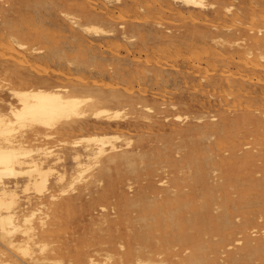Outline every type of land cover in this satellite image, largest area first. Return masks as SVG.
Wrapping results in <instances>:
<instances>
[{"label": "rangeland", "instance_id": "1", "mask_svg": "<svg viewBox=\"0 0 264 264\" xmlns=\"http://www.w3.org/2000/svg\"><path fill=\"white\" fill-rule=\"evenodd\" d=\"M16 1H0V5L9 3L15 6L9 15L12 21L5 28L14 32L18 42L39 51V53H32L31 56V65H34L30 74L33 77L41 78L42 82H54L68 88L70 83L84 82L92 86L93 82L98 81L99 84L104 85V88L108 87L106 93L117 92L124 97L120 104L106 102L100 106L110 110L111 113L123 112L124 116L122 114L121 119L117 121L120 126L109 127L103 122L90 119L71 131L56 135L50 141L41 142L33 137L27 138L28 147L39 146L64 154L63 162L56 166V170L67 174L65 182L62 185H55L56 174L50 177L52 191L58 195L55 201L58 211L51 214V222H49L54 224L55 229L59 228V233H57L58 237L52 234L48 241L51 248L59 252L62 264H86V257L89 254L96 255V259L102 261L105 253L96 254L102 242L107 243L104 245V249L107 250H114L122 244L126 245L128 252H133L138 247L134 243L150 222L151 216L143 207L127 208V204L137 199L146 187L153 190L152 197L163 192L164 188L160 183L163 179L171 181L174 176L188 177L191 170L182 165L183 163H176L177 159L188 153H193L195 159H198L200 161L198 163L205 169L206 183L212 185V182L216 180L219 184H226L227 196L221 195L219 190L202 196L200 198L202 202L218 199L217 204L222 208L206 218L203 216L206 210H198L200 214L197 218L183 227L184 234L200 231L202 236L211 237L214 234L210 232L211 229L222 227L223 223L221 219H218V215L223 214L228 215L233 226L227 225L231 228L228 231L222 227L219 232L221 236L227 235L231 230L237 231L244 220L258 222V213L264 211V168H262L263 171L259 170V166L264 163V129L257 126L258 118L264 120V74H258L259 80H262L261 83L256 81L247 83L240 93L238 85L229 88L228 83L223 80V74L231 70L229 74L235 76L240 68L235 59L226 62L222 57L220 60L215 56V54L221 55V52L219 47H215L212 39L219 34L227 39L240 35L247 37L251 34V28L255 29L256 26L262 25L264 20V4L261 0H205L209 8L205 13L197 9H186L180 4H173L174 11L171 12L166 8L160 10V7L156 6L157 2L153 0H97L92 11L101 17H91L87 20L83 19L72 6L79 4L82 0H76L70 4L49 3L44 6L41 17L26 23L30 27L25 24L27 20L21 19L19 14L34 13L36 8H33L30 0H23L17 6L18 1ZM251 1L259 2L261 5L254 12L249 9ZM211 5L214 9L210 7ZM227 5L233 6L236 12L239 11L237 15L226 16L224 9ZM1 8L0 6V10ZM178 13L179 16H177ZM63 14H71L84 26H96L105 30H111L112 26L114 34L99 40L92 35L74 31ZM2 21L3 18L0 16V22ZM121 26L126 27L121 29ZM24 32L45 36L37 41V39L23 36ZM1 36L0 33V44L3 42ZM226 54L228 56L229 53ZM50 55H55V58L48 59L47 56ZM93 55H98L97 60H92ZM69 60L75 65L69 66ZM157 67L160 68V77L155 79L154 73ZM51 71L65 77L62 76L56 80L53 76L54 72L51 73ZM46 72H48L47 75ZM209 73L211 74L208 75ZM142 75H148V77L144 78ZM75 77H78V80ZM206 78L208 80H205ZM233 80L237 81L235 77ZM9 83L8 79L1 78L0 86H5L1 90L4 91L6 87H9ZM107 83H111V87L114 85L115 88L107 86ZM244 90L248 93V98L241 97L245 95ZM145 106L153 109L149 118L143 117ZM243 107L250 109L247 110L248 115H242ZM2 110L6 111V109ZM174 113L189 118L203 114L208 118L216 116L219 124L224 125L230 120L231 126H222L218 129L211 126L212 128L205 129L204 125H199L195 121L179 125L165 120ZM205 122L209 120L205 119ZM176 132L182 134L180 139L176 140ZM215 132L220 134L224 141L221 151L202 137ZM95 135L120 137L121 139L115 143L124 146V151L130 152L135 172L122 166L112 170L111 175L105 174L101 170L110 164L102 159L97 167L87 173L88 176L95 174L98 179H101L100 184L92 185L87 191L83 190L82 185L69 188L72 174L77 171L71 157L72 144ZM61 142H65L66 145L63 146ZM194 142L197 147L193 144ZM85 143L79 144L78 148H85L88 145ZM126 143H129V146H125ZM233 154L236 155L235 159L230 156ZM227 177H230L229 180L224 179ZM24 184L25 180H21L18 190L21 197L20 207L26 213H30L38 208L39 202L34 194L29 196L31 197L29 203L25 200L26 195L21 193ZM255 184L260 187H255ZM108 190H111L110 194L104 195ZM62 191H66L65 195ZM187 192H189L188 189H182L177 194L183 196ZM152 197L143 203L146 208L154 206ZM178 212H185V207H180ZM38 217L34 223L38 222ZM181 233L182 231H176L173 235ZM250 233L253 239L263 240L264 226H255ZM164 237L166 236L156 233L148 242L154 246ZM39 240L36 239L35 242ZM16 241L23 242L25 237L18 235ZM211 244L215 245V242L208 245ZM34 248L38 250L37 246ZM179 250L180 247H177L176 251ZM227 250L237 251L236 248ZM156 251L162 252L167 257L176 254L175 251L168 249H156ZM3 252H6V249L0 244V258H3L1 255ZM110 253L115 256L116 252L110 251ZM191 255L199 257L201 253L194 250ZM247 264H264V259L259 261L255 258Z\"/></svg>", "mask_w": 264, "mask_h": 264}, {"label": "bare ground", "instance_id": "2", "mask_svg": "<svg viewBox=\"0 0 264 264\" xmlns=\"http://www.w3.org/2000/svg\"><path fill=\"white\" fill-rule=\"evenodd\" d=\"M17 1L16 6L17 4H21L20 2L23 0ZM57 1L58 0H30L33 4V8H36V11L29 14L20 13L19 16L21 19L27 20L25 21L26 24L29 20L41 17L43 15V9H45L44 6L49 3L55 5L58 3L70 4L74 3L76 0H65L64 2L63 0L61 2ZM153 1L157 2L156 6L158 5L160 10L166 8L170 12L174 11L173 4H180L186 9H197L202 13H205V11H208L209 9L205 0ZM261 1L264 4V0ZM96 2L97 0H95V2L94 0H82L79 4H74L72 6L76 8L83 19L87 20L91 17L100 18L101 15L92 11V8L96 6ZM0 6L2 7L0 10V16L3 18L2 23L0 22V33L2 34L1 39L3 40L2 44H0V79H8L10 82L9 85L7 84L9 87H6L4 91L1 89L5 88V86H0V244L6 249V252L1 254L3 258H0V264H62V260L59 258V252L51 248L48 241L53 235L59 233V228L55 229L54 224H50L51 214L58 211V205L55 204L58 195L52 191L50 177L56 174L55 185H62L65 182L67 174L56 170V166L63 162L64 154L39 146L36 148L28 147L27 138L33 137L35 140L41 142L50 141L54 139L56 135L71 131L79 124H83L90 119L103 122L109 127L120 126V123L117 121L121 119L123 112L114 111L111 113L110 110L101 108L100 106L106 102L120 104L124 97L117 92L110 94L106 93L108 87L104 88V85L102 83L99 84L98 81L97 83L93 82L94 84L90 86L81 81L80 78L79 81L84 84L70 83V88H68L63 85H57L54 82H42L41 78L33 77L31 75V69L33 70L32 65L34 64L31 65V56L33 55L32 53H39V51L18 42L14 32L12 33L11 29L9 30L5 28L12 21V17L9 15H11L10 12L15 9V6L9 3H4ZM258 6H261L259 2H249V9L253 12L256 11ZM210 7L214 9L213 5ZM224 12L226 16H235L239 11L236 12L233 6L227 5ZM63 15L74 31H80L81 33L92 35L99 40L103 37H110L114 34L111 25V30H105L96 26H84L71 14ZM177 16H179V13ZM118 18L120 19V17ZM207 23L209 24V22ZM124 27L121 26V29ZM251 32L252 33L247 37L240 35L233 39H227L219 34L212 39L215 47H219L221 52V55L215 54L217 58L220 60L223 58L226 62L235 59L234 61L237 62V66L240 70L236 75L229 74L231 70H228L222 77L223 80L228 83L229 88L238 85L239 93L243 91L244 85L247 83H254L255 81L261 83L262 80H259L258 74H264V20L262 21V25L256 26L255 29L251 28ZM22 34L23 36L37 39V41L45 36L44 34L33 35L27 32ZM42 48H44V46ZM93 48H95V46ZM226 53H229L228 56ZM97 56L93 55L92 60H97ZM47 57L52 60L55 58V55ZM149 61L151 62V60ZM230 64L232 65V63ZM68 65L72 66L75 65V63L69 60ZM40 69H42V67H40ZM44 70H46V68ZM159 71L160 68L157 67L156 72L154 73L155 79L160 77ZM52 72L54 71H51V73ZM36 73L38 74V71ZM47 73L48 72H46V75ZM53 74L56 80H59V77H65V75L58 72H54ZM210 74L211 73L208 75ZM142 77L147 78L148 75H142ZM234 77L237 81L233 80ZM77 78L78 77H75L76 80H78ZM205 80H208V78ZM110 84L107 83V86L111 87ZM113 88H115V86ZM219 91L221 92V90ZM244 94L245 95L241 97L248 98L249 95L246 91ZM240 105L242 106L241 103ZM172 107L175 108V106ZM2 109H6V111H3ZM143 109H145L143 111V117H151L153 109L146 106L143 107ZM247 110L250 109L243 107L242 115H248ZM205 119H208L209 122L206 123ZM165 120L172 121L179 125L195 121L199 125H204L205 129L212 128L211 126L215 129L227 125L231 126L230 120L222 125L219 124L216 116L208 118V116H205L204 114L198 117L193 116V118H189L188 116L174 113L172 116L166 117ZM257 120V126L264 129V120H260V118ZM176 136L177 140L182 137V134L176 132ZM202 137L203 139H206L207 142H211L219 151L223 149L224 141L220 134L215 132L209 136L202 135ZM120 139L121 138L118 136L95 135L73 143L71 157L77 171L72 174V181L70 182L69 188L75 185H82L83 190L87 191L92 185L100 184L101 179H98L95 174H89L88 176L87 173L92 168L97 167L102 159H105L108 164H110V166H105L101 170L105 174L109 173L111 175L110 172L112 170H117L122 166L128 167L130 171L135 172L134 165L132 164L133 162H131L132 155L129 154L130 152L124 151V146L116 145L115 143ZM82 142H86L88 145L83 149H79L78 145ZM61 143L63 146L66 145L65 142ZM193 144L197 147L195 142ZM125 146H129V143H126ZM230 156L233 159L236 157L235 154ZM223 159L225 158L223 157ZM198 162L200 161L195 159L193 153L183 155L176 160V163H183L182 165L191 170L188 177L174 176V179H171V181L163 179L160 181L161 186L164 188L163 192L155 194L152 197L153 190L151 191L150 187H146L138 195L137 199L130 201L127 204V208L138 206L143 207L151 216L150 222L146 225L144 230L141 231V235L134 243V245H137L138 247L133 252H128L125 247L126 245L124 246L122 244L114 250H107L104 249V245L107 243L102 242L100 243V247L96 254L104 252L105 255L103 256V260L99 261L96 259V255L89 254L86 257V264H247L250 260L255 258L259 261L264 259V239H253L251 236L252 233H250L255 229V226H264V211H261L260 214L258 213V222L253 223L250 220H244L242 226L237 231L231 230L225 236L219 234L222 227L228 231L231 229L228 226H233L232 221L228 218L227 214L218 215V219L222 220L223 225H221L222 227L220 228L211 229L210 232H214L211 237L206 238L202 236L200 231L188 235L183 233V227H185V224L192 222L193 219L197 218L200 214L198 213V210H206L203 214L204 218H206L222 208L217 204L218 199H214V201L211 200L210 202H202V199H200L202 196H206L215 190H219L221 195L227 196L225 183L219 184L218 181L215 180L212 182L213 184L210 185L205 182L207 177L206 171ZM259 168L260 171H263L262 168H264V163L262 166H259ZM229 178L230 177L224 179L229 180ZM21 180H25V184L23 188H21V193L26 195L25 200L29 203L31 201V197L29 196L34 194L37 196L39 202L38 208L32 210L30 213H26L20 207L21 197L18 190L20 189ZM254 186L257 188L260 187L258 184H255ZM182 189H188L189 192L185 193L183 196L177 194ZM110 192L111 190L105 191L104 195H109ZM65 193L66 191H62L63 195H65ZM151 197L154 206L146 208L143 203L148 199H151ZM197 203H199V205H197ZM180 207H185V212H178ZM37 217L38 222L34 223V220ZM176 231H182V233L180 235H173ZM156 233L162 234L166 237L153 246L149 244L148 241L153 238ZM18 235L25 237V241L18 243L16 241ZM36 239L40 240L35 242ZM214 242L215 245H208ZM219 244H222L221 247H217ZM34 246H37V251ZM177 247H180L178 252L176 251ZM228 248H236L237 251L231 252L227 250ZM156 249H168L175 251L176 254L172 257H167L162 252H157ZM193 249L200 252L201 255L199 257L192 256L191 253L194 251ZM110 251H115V256H113Z\"/></svg>", "mask_w": 264, "mask_h": 264}]
</instances>
